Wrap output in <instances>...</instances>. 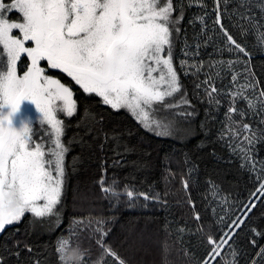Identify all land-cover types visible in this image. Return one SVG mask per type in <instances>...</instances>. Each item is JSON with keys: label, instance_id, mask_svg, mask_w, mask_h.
<instances>
[{"label": "trees", "instance_id": "1", "mask_svg": "<svg viewBox=\"0 0 264 264\" xmlns=\"http://www.w3.org/2000/svg\"><path fill=\"white\" fill-rule=\"evenodd\" d=\"M261 5L264 0L244 6L240 0H220L217 9L216 0H173L174 15L183 10L180 31L173 32V60L192 113L185 140L152 134L131 113L113 110L66 74L51 70L71 86L77 101L72 117L57 114L64 120L62 140L69 148L59 221L25 213L0 237V264H59L56 246L61 238L88 250L84 264L98 258L118 264L96 243L101 238L125 264H264V195L258 191L264 182V111L259 103L254 112L245 100L237 97L233 103L232 98L243 85H249L243 92L253 102L264 91V46L257 39L264 32ZM225 31L248 56L235 49ZM210 85L217 89L212 97L218 103L209 100ZM230 106L237 109L231 114L237 122L232 128L247 123L256 133L252 145L240 143L248 133L233 138L225 131ZM241 147L248 149L251 160L244 159ZM101 179L105 186L114 184L121 193L118 199L102 192ZM125 188L150 199L130 201ZM97 220L104 222L99 225L104 237L95 231ZM225 233L231 239L213 259L208 237L219 243L227 239ZM79 254L70 252L69 264H80Z\"/></svg>", "mask_w": 264, "mask_h": 264}, {"label": "snow or ice", "instance_id": "2", "mask_svg": "<svg viewBox=\"0 0 264 264\" xmlns=\"http://www.w3.org/2000/svg\"><path fill=\"white\" fill-rule=\"evenodd\" d=\"M216 3L218 9L220 0ZM246 3L251 0H240L241 6ZM261 8L264 10V5ZM13 11L18 19H9ZM175 13L173 0H0V233L6 226L19 223L25 213L59 221L61 209L57 206L64 194L69 148L62 140L64 120L57 114L72 117L77 112V101L71 86L46 74L49 70L66 74L84 93L101 97L113 110L126 109L148 131L170 135L169 124L155 119L153 114L154 105H164L166 98L181 92L173 63V32L180 31L177 25L183 20L182 8L179 15ZM224 34L236 50L249 55L227 31ZM257 39L264 46V32ZM22 57L29 63L19 74L17 66ZM236 79L233 75L232 80ZM248 87L243 85L241 91L232 94L233 103L239 97L252 111H256L257 103L264 111V99H260L264 98V91L253 102L244 95L243 89ZM210 88V102L218 103L212 97L217 89L214 85ZM187 103L181 100V104ZM165 106L180 105L169 100ZM33 107L38 114V126L31 115ZM236 112L235 106L229 107V126L225 131L233 138L240 137L241 132L248 133L240 143L252 145L257 137L249 124L244 123L239 130L231 126L237 123L231 116ZM88 115L95 119L91 113ZM240 151L245 160H251L248 149L241 147ZM99 184L106 196L120 197L114 184L105 186L103 179ZM184 186L187 187L186 182ZM258 191L264 195V182ZM124 194L130 201L150 199L147 193H134L127 188ZM254 207L252 203L251 208ZM237 220L243 224L242 219ZM103 223L96 221L95 231L101 237L107 235L99 227ZM224 235L227 239L219 243L208 237V243L214 246L213 259L221 255L222 246L231 239L229 233ZM96 243L105 255L125 264L110 246H105L102 238ZM72 251H79L80 264H84L88 250H81L79 245L73 248L65 238L58 240L56 246L59 264H69L68 254ZM94 264H103V258ZM224 264L235 261L225 260Z\"/></svg>", "mask_w": 264, "mask_h": 264}, {"label": "rangeland", "instance_id": "3", "mask_svg": "<svg viewBox=\"0 0 264 264\" xmlns=\"http://www.w3.org/2000/svg\"><path fill=\"white\" fill-rule=\"evenodd\" d=\"M173 63H174V60H173ZM174 66L176 67L175 63H174ZM176 71H177V68H176ZM182 99H185V98H184V95L181 89V92L174 94L172 98H166L164 105H161V104L154 105V108L156 109V111L153 114L154 118L166 124H169L170 126L169 128L170 135H163L161 137L171 138L175 140H185L187 137H190L189 128H190V123L192 120V113L188 109L187 104H181ZM169 100L174 101L176 104H179L180 106L174 107V108L166 107L165 105L169 102ZM122 110L127 111L126 109H123V108ZM31 115L33 116L34 123L38 126V121H36L35 119L38 114L35 112L34 107L32 108ZM149 132L156 135L155 132H152V131H149Z\"/></svg>", "mask_w": 264, "mask_h": 264}, {"label": "flooded vegetation", "instance_id": "4", "mask_svg": "<svg viewBox=\"0 0 264 264\" xmlns=\"http://www.w3.org/2000/svg\"><path fill=\"white\" fill-rule=\"evenodd\" d=\"M9 19H18V14H17L15 11L11 12L10 15H9ZM14 34H15V33H14ZM22 63H23V65H24L23 68H21ZM28 63H29V62L27 61L26 58H24V57L21 58V61L18 62V66H17V67H18V73H19V74H22V73L26 70V65H27ZM44 64H46V62H42V65H44ZM50 71H51V70H49L46 74L51 75V74L49 73ZM57 71L59 72V70H57ZM62 74H64V73H62Z\"/></svg>", "mask_w": 264, "mask_h": 264}, {"label": "water", "instance_id": "5", "mask_svg": "<svg viewBox=\"0 0 264 264\" xmlns=\"http://www.w3.org/2000/svg\"><path fill=\"white\" fill-rule=\"evenodd\" d=\"M9 226H6L5 230L8 228ZM4 233V232H3ZM3 233H0V237L2 236Z\"/></svg>", "mask_w": 264, "mask_h": 264}]
</instances>
